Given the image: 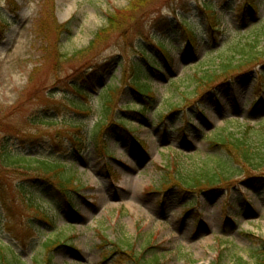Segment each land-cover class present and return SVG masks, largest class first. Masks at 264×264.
Instances as JSON below:
<instances>
[{
    "label": "rangeland",
    "instance_id": "374dc122",
    "mask_svg": "<svg viewBox=\"0 0 264 264\" xmlns=\"http://www.w3.org/2000/svg\"><path fill=\"white\" fill-rule=\"evenodd\" d=\"M129 2L0 0V143L32 158L58 159L86 187L70 200L72 212L47 185L27 182L33 201L26 208L14 190L27 181L24 172L0 167L11 216L0 205V245L23 264L40 258L47 238L66 245L52 264H135L132 255L142 264H238L240 258L264 264V183L236 180L228 192L193 201L177 190L150 193L167 164L211 167L222 157L212 145L217 137L264 126V58L201 98L194 95L199 81L225 64L264 50V0H161L128 34L90 48L108 15ZM205 4L214 8L221 33L208 30ZM184 20L198 38L194 53ZM163 40L169 61L157 50ZM141 53L161 68L148 75L156 102L144 118L126 116L147 101L122 78L130 62L145 65ZM102 114L138 129L130 137L112 122L104 139L108 155L94 142ZM187 122L184 137L179 130Z\"/></svg>",
    "mask_w": 264,
    "mask_h": 264
},
{
    "label": "trees",
    "instance_id": "16d2710c",
    "mask_svg": "<svg viewBox=\"0 0 264 264\" xmlns=\"http://www.w3.org/2000/svg\"><path fill=\"white\" fill-rule=\"evenodd\" d=\"M161 0H130L128 7L122 11H115L108 15L106 26L95 35L94 42H91L89 47H93L97 42L105 40L112 34H128L137 25L140 18L146 11L158 4ZM166 1V0H162ZM250 10H253V5L249 2L245 5ZM203 15L206 19L207 28L212 35L221 33L220 24L215 15L214 8L210 5H203L201 7ZM187 20H184L182 27L186 36V45L190 52H195V45L198 40L194 30L188 28ZM81 51L82 54L89 50ZM157 50L164 60H171L169 52L167 51V43L163 40L157 43ZM141 57L146 61L145 65L138 62H130L129 66L122 67L123 81H127L132 92L142 100H146L147 104L140 106L137 112L125 111L126 116L136 114L139 118H144L149 109L155 104L154 94L150 92L151 80L148 75L150 73L158 74L160 71L159 64H153L149 61L150 58L141 53ZM264 58V50L261 52H249V54L239 62L238 65L231 63L225 64L222 68L214 73L211 77L199 81L196 87L195 97H202L213 90L215 84H223L229 81L234 75L245 71L251 64L257 63ZM171 65V64H170ZM258 65V64H255ZM241 70V71H240ZM187 101L185 100V104ZM200 106V105H199ZM201 115V112L197 111ZM183 114L182 117H184ZM157 113H153V117H157ZM159 118V117H158ZM202 118V117H201ZM107 114H102L100 121L95 127L96 139L94 142L99 146L102 145L101 151L108 155V149L105 146V138L108 132H112L111 125L118 123L124 129V133L132 135L137 130L127 128L121 118L116 120ZM162 121V119H161ZM165 125L164 123H162ZM190 123L184 124L183 129L179 130L185 137L187 136L186 129ZM165 128V126H164ZM218 139L212 141L214 148L218 149L222 157L213 163L211 167H206L202 170H193L191 168L178 167L175 163H170L164 168L163 176L161 177V185L158 188L151 189V192H164L167 194L171 189H177L185 195L192 196V201L197 200V194H205L207 196L214 195L222 191H230L234 188L236 180L252 183L255 186L264 183V126L259 130L247 126L246 130L240 134L226 133L225 135L217 137ZM133 141L136 145L144 148L145 143L138 138ZM95 144V145H96ZM0 167L16 169L24 172L27 181H23L20 187L15 188L16 195L21 204L30 208L32 206V192L28 191L27 182L44 184L48 188L54 190L59 197L68 205V210L73 212L70 200L80 193L82 187L74 174L67 172L66 167L58 159L46 158L36 159L31 156L24 155L17 150L8 147L6 143H0ZM4 190H0V205L6 213L7 218L10 216L9 203L4 198ZM191 201V203H192ZM38 213V210L35 209ZM9 214V215H8ZM41 216L42 222L49 223L43 214ZM28 229L33 228V220L28 219ZM66 245L58 239L47 238L40 245L41 256L34 258L31 264H52L54 254L58 250L65 248ZM135 264L144 263L141 258L135 255L130 256ZM238 264H246L242 258L238 259ZM264 261V258L261 259ZM0 264H23L20 257L16 255L9 247L0 245ZM237 264V263H236Z\"/></svg>",
    "mask_w": 264,
    "mask_h": 264
}]
</instances>
